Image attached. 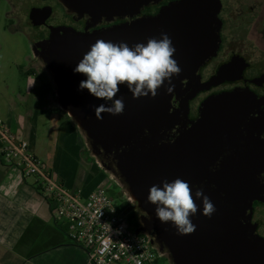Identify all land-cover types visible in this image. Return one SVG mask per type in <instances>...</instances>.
Instances as JSON below:
<instances>
[{
    "label": "water",
    "instance_id": "95a60500",
    "mask_svg": "<svg viewBox=\"0 0 264 264\" xmlns=\"http://www.w3.org/2000/svg\"><path fill=\"white\" fill-rule=\"evenodd\" d=\"M60 1L79 17L112 21L134 17L161 0ZM219 10V0H179L156 16L130 24L92 33L58 30L42 45L41 57L52 75L59 108L84 133L96 157L112 158L117 177L142 215L136 234L148 236L169 264H264V238L252 224L254 202H264V113L252 117L258 98L242 89L212 96L204 102L197 122L174 142H164L187 114L185 104L182 115L172 113L175 95H186V103L198 90L227 80L228 67L205 86L197 74L219 48ZM161 34L172 41L173 58L181 69L172 78L174 91L167 93L166 84L155 98L133 99L121 87L114 99H122L123 114L101 113L102 118H97L95 108L103 101L87 90L77 91L85 77L73 72L90 46L103 40L131 48ZM185 80L190 81L188 89ZM177 178L192 187L198 208L190 218L195 225L191 234L178 235L170 223L161 224L155 206L147 202L151 186ZM200 189L216 209L210 218L202 215V201L195 199L194 192Z\"/></svg>",
    "mask_w": 264,
    "mask_h": 264
},
{
    "label": "flooded vegetation",
    "instance_id": "af4514ba",
    "mask_svg": "<svg viewBox=\"0 0 264 264\" xmlns=\"http://www.w3.org/2000/svg\"><path fill=\"white\" fill-rule=\"evenodd\" d=\"M33 4L31 9L15 17L19 28H25L32 39L30 67L26 70L19 67L26 76H37L38 68L46 65L42 59V45L48 41L55 31L71 29L77 33L96 32L104 29L130 24L137 20L156 16L160 10L179 0H161L143 8L140 14L134 17L115 18L95 21L89 16L79 17L69 13L60 0H23ZM220 10V43L214 56L208 59L198 70L201 84L204 86L212 80L221 68L228 67L227 80L209 87L200 89L186 103V95H175L172 100V113L182 115V106L185 104L187 114L173 131L169 132V139L164 142H174L180 132L190 128L200 118L204 102L222 93L236 89L250 90L259 100L252 117L264 113V0H219ZM61 34L63 32L61 31ZM36 68V69H35ZM239 70L241 74L239 75ZM235 77L239 79L234 80ZM189 80L184 81V88L188 89ZM50 91L43 97L51 95L55 86L52 80ZM54 94V93H53ZM264 139V133L262 134ZM102 166L110 175H116L114 161L111 157L101 155ZM223 160V157L220 161ZM117 176V175H116ZM264 180V175L262 177ZM128 206V205H127ZM127 206L122 212L128 216L131 226L136 230L140 226V214H132ZM252 224L257 226L256 233L264 238V202H254ZM136 225V227H135Z\"/></svg>",
    "mask_w": 264,
    "mask_h": 264
},
{
    "label": "crops",
    "instance_id": "0c3cea01",
    "mask_svg": "<svg viewBox=\"0 0 264 264\" xmlns=\"http://www.w3.org/2000/svg\"><path fill=\"white\" fill-rule=\"evenodd\" d=\"M33 109V116L27 119L13 107L0 106V119L18 139L28 141L37 156L42 154L39 157L69 190L88 197L101 187L102 176L91 162L81 164L80 169L88 165L92 168L84 173L73 168L76 149L69 157L64 146L72 127L70 121L57 119L50 124L51 119L45 116L46 148H39L37 122L44 115L39 114L37 106ZM88 258L82 246L68 240L65 224L53 214L52 204L34 180L26 179L19 168L6 165L0 158V264H93Z\"/></svg>",
    "mask_w": 264,
    "mask_h": 264
},
{
    "label": "clouds",
    "instance_id": "9594fccd",
    "mask_svg": "<svg viewBox=\"0 0 264 264\" xmlns=\"http://www.w3.org/2000/svg\"><path fill=\"white\" fill-rule=\"evenodd\" d=\"M174 54L175 48L167 34L131 48L123 42L97 40L73 69L74 74L85 77L77 91L87 90L96 100L103 101L95 108L97 118H102L101 113L122 115L125 105L122 99H114L121 87H126L133 99L155 98L157 90L166 84L170 85L167 93L174 91L172 78L181 71ZM194 196L202 201V215L210 218L216 209L209 197L202 189L196 190ZM147 202L155 206L156 219L161 224L170 223L178 235L195 231L190 218L197 214L198 208L193 200V189L187 182L177 178L154 184L149 189Z\"/></svg>",
    "mask_w": 264,
    "mask_h": 264
},
{
    "label": "built area",
    "instance_id": "2783aa9c",
    "mask_svg": "<svg viewBox=\"0 0 264 264\" xmlns=\"http://www.w3.org/2000/svg\"><path fill=\"white\" fill-rule=\"evenodd\" d=\"M0 158L33 179L65 224L70 242L82 246L93 264H159L166 259L145 234H136L129 218L114 203L106 187L88 197L69 190L32 150L0 119Z\"/></svg>",
    "mask_w": 264,
    "mask_h": 264
},
{
    "label": "rangeland",
    "instance_id": "374dc122",
    "mask_svg": "<svg viewBox=\"0 0 264 264\" xmlns=\"http://www.w3.org/2000/svg\"><path fill=\"white\" fill-rule=\"evenodd\" d=\"M32 6L33 4L30 2L23 0H0V106L4 109L13 107L15 112L27 119L33 116L30 111H33V108L37 106L39 114L44 115L37 122L38 146L43 149L46 148L44 125L48 121L45 116L51 119L50 124H54L57 119L70 121L72 127L69 129L64 146H66V154L69 157L75 155L74 150L76 149L78 157H72L73 162H71L74 163L73 168L76 172L81 170L84 173L87 169L91 170L90 165L80 169L81 164L86 161L91 162L98 168L99 174L102 176L101 187L107 188L119 210L121 211L123 207L128 205L126 208L129 207L128 209L132 211V214H140L137 205L131 202L119 178L116 175H110L102 166L101 158L92 153L84 133L70 117L67 118L58 110L56 89L50 93L51 95L46 96V98L43 97L51 90L47 88V85L52 83L51 73L45 67L38 68L36 70L38 74L35 77L26 76L25 73L23 75L19 71V67L23 70L30 67L32 39L25 28H19L18 24H14L15 17L18 14L28 12ZM53 138L56 137L53 136ZM39 156L42 154L39 153ZM72 158L69 160L72 161ZM80 159L84 162L77 161ZM262 231L264 232V229Z\"/></svg>",
    "mask_w": 264,
    "mask_h": 264
},
{
    "label": "trees",
    "instance_id": "16d2710c",
    "mask_svg": "<svg viewBox=\"0 0 264 264\" xmlns=\"http://www.w3.org/2000/svg\"><path fill=\"white\" fill-rule=\"evenodd\" d=\"M47 88L50 89V86L47 85ZM58 110H60L67 118H69L68 114L64 111H62L61 109L58 108ZM131 224V223H130ZM136 227V225H135ZM159 264H168V261L166 259L162 260Z\"/></svg>",
    "mask_w": 264,
    "mask_h": 264
}]
</instances>
